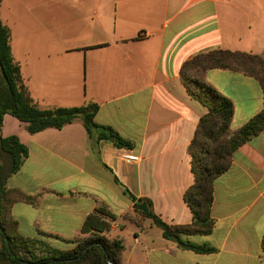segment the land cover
Returning a JSON list of instances; mask_svg holds the SVG:
<instances>
[{"label":"crops","instance_id":"1","mask_svg":"<svg viewBox=\"0 0 264 264\" xmlns=\"http://www.w3.org/2000/svg\"><path fill=\"white\" fill-rule=\"evenodd\" d=\"M20 3V23L14 6L16 15L6 6L3 16V0L0 19L10 29L12 55L32 98L50 110L96 103L95 122L133 145L130 150L103 140L95 150L79 119L31 135L24 123L5 115L2 136H17L29 150L6 183L17 198L11 216L20 234L72 240L89 215L105 208L114 216L106 237L125 246L122 264H264V131L235 151L215 181L211 234L186 237L214 252L181 248L138 210L147 203L169 226L193 223L185 201L194 183L189 147L208 109L190 96L181 70L194 56L214 50L263 53L264 0ZM18 41L21 61L13 46ZM205 79L234 103L231 132L264 110V90L255 78L212 69ZM127 151L141 161L125 162Z\"/></svg>","mask_w":264,"mask_h":264},{"label":"trees","instance_id":"2","mask_svg":"<svg viewBox=\"0 0 264 264\" xmlns=\"http://www.w3.org/2000/svg\"><path fill=\"white\" fill-rule=\"evenodd\" d=\"M212 69L230 70L255 78L264 90V52L253 54L214 50L198 54L187 61L181 70L182 82L190 96L208 109L189 147L194 183L186 191L185 201L193 210L194 220L188 226H169L151 210L148 213L139 211L162 230L166 239L183 249L198 253H211L214 249L208 245H195L186 237L211 234L215 181L229 169L235 151L264 131L263 110L238 131L231 132L234 103L207 83L205 75ZM0 70V264H109L108 259L113 264H122L125 246L121 240L106 237L105 233L110 230L114 216L105 208H97L89 215L81 236L72 240H63L46 233L35 238L20 234L19 224L11 216V206L17 198H13L6 183L21 170L29 157V150L17 136L4 138L2 128L7 114L24 123L31 135L47 129L60 130L79 119L95 150L103 140L130 150L133 148L132 143L123 139L113 128L95 122L99 110L96 103L54 110L41 108L23 81L21 67L12 55L10 29L1 19ZM114 179L128 197L137 200L116 177ZM20 198L30 204H37V199ZM57 241L70 246L61 248L56 244ZM262 247L264 251V237Z\"/></svg>","mask_w":264,"mask_h":264},{"label":"rangeland","instance_id":"3","mask_svg":"<svg viewBox=\"0 0 264 264\" xmlns=\"http://www.w3.org/2000/svg\"><path fill=\"white\" fill-rule=\"evenodd\" d=\"M20 1L21 0H3V2H4L3 16L5 17L6 14L8 13L7 10H6V6L8 7V11L9 12H12V14L16 15V12L14 11V7H15V9L18 10L17 17H18V23H20V12H21V3H20ZM19 27H20V24H19ZM13 46H14V52H15L16 59L18 61H21L22 51H23L22 44L18 41V43L15 42ZM0 74H1V72H0ZM64 246H65V248H67V245H64Z\"/></svg>","mask_w":264,"mask_h":264},{"label":"built area","instance_id":"4","mask_svg":"<svg viewBox=\"0 0 264 264\" xmlns=\"http://www.w3.org/2000/svg\"><path fill=\"white\" fill-rule=\"evenodd\" d=\"M123 160L127 163H139L141 161V157L132 152H125L122 156Z\"/></svg>","mask_w":264,"mask_h":264},{"label":"water","instance_id":"5","mask_svg":"<svg viewBox=\"0 0 264 264\" xmlns=\"http://www.w3.org/2000/svg\"><path fill=\"white\" fill-rule=\"evenodd\" d=\"M138 210L144 213H148L149 212V207L147 203H143L138 207ZM109 264H113L111 259H108Z\"/></svg>","mask_w":264,"mask_h":264}]
</instances>
